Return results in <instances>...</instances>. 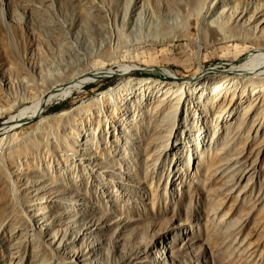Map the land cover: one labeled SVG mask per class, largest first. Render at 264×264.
Listing matches in <instances>:
<instances>
[{
    "label": "rangeland",
    "instance_id": "rangeland-1",
    "mask_svg": "<svg viewBox=\"0 0 264 264\" xmlns=\"http://www.w3.org/2000/svg\"><path fill=\"white\" fill-rule=\"evenodd\" d=\"M153 1L137 0V12L150 14ZM254 9L250 14L256 12ZM132 11L130 0H0V87L9 83L8 56L35 67L40 64V49L48 66L77 63L76 51L84 59L87 50L98 47L96 44L108 35L111 13L119 21L126 20L123 42L116 49L126 59L121 64L155 70L129 72L123 76L126 79L180 82L190 78L198 64H218L219 56L229 49V43L212 45L208 40L202 18L214 19L216 14L212 16L211 10L201 18L190 10L188 23L182 21L173 3L162 17L151 16L149 20ZM259 15L264 22V11ZM162 24L168 26L166 32L161 31ZM97 25L103 29L101 34L96 33ZM117 65L111 67L116 69ZM118 81L113 74L88 81L66 97L49 101L44 114L71 109ZM152 92L145 98L147 106L143 103L137 110L144 117L138 119L140 124L136 122L138 130L126 151L113 150V158L105 165L98 154L90 158L92 170L88 169L102 179L94 175L92 180L83 176L72 181L64 174L61 184L41 181L27 188L28 182L13 174L23 192L43 195V201L37 203L47 206L51 215L44 229L55 231V236L50 231L53 238L48 239L43 230L41 241L52 248L53 264H264L263 171L258 175L264 166V141L260 147L248 138L250 123L219 125L208 154L198 157L189 149L166 160L170 177L166 167L153 173V162L173 124L168 116L173 111L168 114L170 102ZM151 95L158 99L151 100ZM160 97L168 105L162 106L166 103L162 104ZM222 109L226 107L215 112ZM2 120L0 117V123ZM33 122L22 123L17 132L31 130ZM256 167H261L257 176ZM58 198L67 202H58ZM3 208L0 264H51L41 261L40 252L26 242L20 233L23 225L15 220L11 208ZM61 236L73 242L71 248L58 245Z\"/></svg>",
    "mask_w": 264,
    "mask_h": 264
},
{
    "label": "bare ground",
    "instance_id": "bare-ground-1",
    "mask_svg": "<svg viewBox=\"0 0 264 264\" xmlns=\"http://www.w3.org/2000/svg\"><path fill=\"white\" fill-rule=\"evenodd\" d=\"M130 3L132 13H136L137 0H130ZM153 3L150 14L138 10L137 15L148 20L151 16L162 17V13L168 12L172 3L180 10V18L184 23L192 19L190 10L195 11L197 18H201L208 10H211L212 16L215 13L214 19H202L212 45L229 43V49L219 56L220 62L209 67L198 64L190 78L175 83L148 77L123 78L129 72L153 69L121 64L126 59L120 57L116 49L123 42L126 20L121 18L119 21L113 13L108 15L112 19L108 35L96 44L98 47L93 49L91 46L84 59L76 51L74 59L77 63H70L67 67L48 66L44 64L41 49L37 67L24 60L15 62L11 56L6 58L5 63L10 64L6 71L9 83L0 87V117H3L0 123V130H3L0 134V173L1 178L4 177L0 208H11L15 220L23 225L20 233L36 252H40L41 261L53 264L52 248L41 241L43 230L48 239L55 236V231L44 229L45 223L51 222V215L46 211L47 206L40 207L37 203L43 201V195L40 196L39 192L33 195L23 192L17 181L13 180V174L22 176L28 182L27 188L41 181L61 184L64 181L61 175L64 174H69L72 181L83 176L92 180L96 173L89 170H92L88 163L90 158L98 154L105 165L113 158V150L114 153L126 151L134 137L133 132L138 130L136 122L139 123L138 119L144 117L137 110L143 106L151 91L162 94L163 99L170 102L169 108L166 107L168 114L173 111V115H168L173 118V124L153 162V173L159 169L163 171L166 167L169 176L171 169L167 161L189 149L198 157L205 152L208 154L216 141L219 125L230 122L240 126L250 123L252 128L247 133L248 138L260 147L263 144L264 22L259 14L264 11V0H154ZM251 9L256 12L250 14ZM162 25L161 31L166 32L168 26L165 28ZM95 28L97 34L102 33L101 27L97 25ZM71 37L70 33L69 39ZM112 64H118L117 68L111 67ZM111 74L119 78L113 86L99 91L71 109L44 114L49 101L62 99L86 82ZM153 95L151 100L153 97L158 99L157 95ZM225 107L223 112H215L217 108ZM29 120H34L31 130L19 134L16 129ZM258 168L261 167L254 170L256 176ZM259 171L258 175L263 171L261 175L264 176V166ZM166 180L168 183V177ZM57 201L67 202L63 198ZM25 210L28 212L25 213ZM58 241V245L64 248H71L73 244L67 236H61Z\"/></svg>",
    "mask_w": 264,
    "mask_h": 264
},
{
    "label": "water",
    "instance_id": "water-1",
    "mask_svg": "<svg viewBox=\"0 0 264 264\" xmlns=\"http://www.w3.org/2000/svg\"><path fill=\"white\" fill-rule=\"evenodd\" d=\"M138 71H146V72H150V71H155V70H138Z\"/></svg>",
    "mask_w": 264,
    "mask_h": 264
},
{
    "label": "trees",
    "instance_id": "trees-1",
    "mask_svg": "<svg viewBox=\"0 0 264 264\" xmlns=\"http://www.w3.org/2000/svg\"><path fill=\"white\" fill-rule=\"evenodd\" d=\"M57 109L53 110V111H56Z\"/></svg>",
    "mask_w": 264,
    "mask_h": 264
}]
</instances>
